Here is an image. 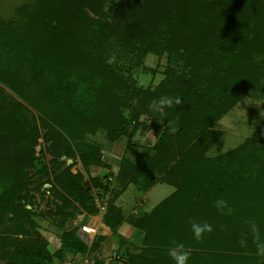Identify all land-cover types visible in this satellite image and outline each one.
I'll return each instance as SVG.
<instances>
[{
	"label": "trees",
	"instance_id": "16d2710c",
	"mask_svg": "<svg viewBox=\"0 0 264 264\" xmlns=\"http://www.w3.org/2000/svg\"><path fill=\"white\" fill-rule=\"evenodd\" d=\"M108 1L120 7L133 6L143 10L153 21L164 15L159 6L153 4L180 2L94 0L99 6L100 2ZM72 3V0H36L34 6L38 13L26 8L17 20H0V84L10 88L21 100L8 95L0 85V224L4 227L8 223L3 230L6 236L2 239L17 242L19 235L30 237L33 233L36 236L25 240L30 242L28 250L16 248L14 252H8L12 264H52L55 259L73 261L95 252L103 237L88 245L79 234V225L68 227L83 212L89 216L99 215L97 200L107 193L112 197L107 202L104 224L123 245L125 240L119 235V228L126 218L116 203L131 184L143 191L150 187H140L141 179L136 176L142 166L127 158L121 161L117 174L124 184L120 191L110 190L109 182L103 180L106 176L90 178L91 188L98 191L96 198L89 188L83 187L80 173L73 174L70 168L59 169L53 180L60 189H55L58 191L54 207L40 213L33 207L27 208L35 204L28 188L29 172L39 176L49 174L45 160L33 156V145L40 135L36 130V118L33 116L31 122L25 114L31 112L27 105L38 112L40 125L47 131L44 140L51 142L49 148L53 154L72 157L76 145L86 168L99 165L109 169L111 166L102 161L101 156L91 155L98 153H90L84 145L75 143V139L94 135L102 129L107 132V140L115 142L127 132L121 108L126 104L124 92L134 93L135 88L103 64L104 54L109 50L116 52L119 49L123 56L129 55L127 50L117 47L122 38L118 33L120 22L111 27L101 25L100 20L93 21L87 15L82 20L80 15L73 16L69 9ZM192 3L193 7H188L193 12L188 11L190 18L172 35L186 42L195 36L197 53L188 57L185 74L167 73V79L161 82L159 89L149 94L144 92L142 99L145 103L149 98L153 100L162 95L181 97L182 104L167 109L166 116L155 114L164 121L181 125L190 140L198 138V143H206L201 149L204 153L213 141L209 139L212 137L210 128L233 106L236 98L241 97L238 89L241 81L232 77L231 68H225L218 58L231 47L234 32L241 26L246 28L253 41L264 40V0H192ZM42 10L45 12L41 13ZM131 10L129 7L116 16L121 21L129 20L135 15ZM144 20L148 21L145 17ZM35 21L50 24L60 33H64L66 26L69 29L64 37H55L50 43L51 49L41 57L36 50L37 33L31 24ZM139 36L130 41L131 53L153 52V41L142 34ZM259 130L255 140L216 159L213 165L209 159L194 162L191 167L194 171L186 173L179 183L162 180L161 183L174 187V191L150 212L128 218L129 224L144 233V237L140 249L122 252L124 264H174L167 254L172 240L182 242L191 252L189 264H264V260L256 255L250 234L247 247L239 245L241 235L248 231L246 221L249 219H255L264 236V124ZM165 136L162 144L168 147L170 139ZM132 139L128 137V150L135 146ZM162 144L159 143V150L165 149ZM186 144L181 145V151ZM195 148L189 151L193 152ZM149 158L155 162L161 161L163 156L160 153ZM242 161L244 168L240 165ZM245 170L249 175L244 174ZM206 175L216 182L211 191L205 184ZM144 176L151 184L156 181ZM217 198L227 201L234 214L222 215L213 205ZM36 217L50 220L62 231L60 245L53 253L48 250L45 237L38 234ZM190 220L207 221L214 231L197 241L193 238ZM94 264L105 263L96 261Z\"/></svg>",
	"mask_w": 264,
	"mask_h": 264
},
{
	"label": "rangeland",
	"instance_id": "374dc122",
	"mask_svg": "<svg viewBox=\"0 0 264 264\" xmlns=\"http://www.w3.org/2000/svg\"><path fill=\"white\" fill-rule=\"evenodd\" d=\"M35 1L36 0H0V20L5 22L17 20L21 12L25 11L26 8L33 9L34 12L38 13L36 11L38 9H35L34 6ZM179 1L178 4H176L177 2L173 4L174 2L167 1H161L160 4H153L159 6L161 14H164L162 17L160 15V20L156 18L155 21H153L151 16L147 17L143 10L136 9L133 6L120 7L110 1L104 3L100 2L101 6H99L94 0H72V6L69 7V9H72L73 16L78 17L80 15V18L83 20L87 15L89 19L91 18L93 21L94 19L100 20L99 22L101 25L106 24L111 27L117 24V22H120L118 33L119 37L122 38H120L121 40L118 42L117 47L124 48L129 52V55L126 54L127 56H123L124 53L119 49L116 52L115 50H109L104 54L103 64H105L108 69L110 67L116 73L122 75L126 82L130 84L132 88H135L134 93L132 91L130 94L126 91L124 92L126 104L121 108L122 117L126 121L127 132L115 142H109V139L107 140V132L102 129L94 135L80 136L75 139V143H81L90 150V153L97 152L98 154L91 155L101 156L100 159L111 166L109 169L99 165H90L86 168L80 159L79 153L76 151V145L74 143H72V146L73 144L75 145L73 149L74 156L69 157L65 154L55 156L53 154L49 148L51 142H46L44 140L47 131L40 125L38 112L27 105L31 112H26L25 114L30 121L33 116L36 118V130L40 135L38 142L33 145V156L35 158L42 157L49 169V174L46 176L36 175L33 171L29 172L30 183L28 184V188L33 195L35 204L33 206L28 205L27 208L33 207V210L40 213L54 207L53 202L55 201V194L60 189L53 183V180L54 173L59 169L70 168L73 174L80 173L83 176V187L89 188L94 198H96V193H98V191L97 189L91 188L90 178H102L106 176L107 178L103 180L104 182H109L110 190H115L116 192L120 191V189L124 187V184L117 178V174L121 161H125L124 158H127L132 162H136L137 165L142 166V168H140L141 172L136 176V178L140 177L141 179L142 186L140 187L142 188L145 186L148 188V186L153 187L154 185L155 187L152 189L149 196H147L138 191L133 184H131V189L128 190L129 185L126 188V190H128L126 195L124 194L126 190L123 193L124 196L123 194L121 195L123 196L122 201L125 203L123 210L128 213L132 212V210L134 212L137 210L141 213L143 211H149L174 191V187L161 183L162 180H171L174 183H179L180 180H183L186 173L194 171V168H191L194 162L196 163V161H201L202 159H209L212 160L211 164L213 165L216 159L238 149L245 142L253 139L255 140L258 137L259 129L264 124V40L259 41L258 38H254V40L259 42L253 41L251 39L252 36H248L246 28H241L243 26L235 30L234 37L231 40L232 45L227 50L228 52L221 53L220 55H222V57L218 58L225 68H231L232 77L238 78L241 81L238 86L241 97L236 98L233 106L210 128L212 137L209 139L213 141L206 152L202 153L203 151H201V149L207 144L198 143V138H196L197 140H190L191 138L188 134H186V136L184 135L187 131L183 130L182 126L177 123L171 122L172 127H174L176 131L169 134L167 131L168 122L163 121L159 115H156L148 109V105L152 99L149 98L144 103L142 99L144 92L147 94L156 92L161 82L167 79V73L185 74L188 70V57L197 53L195 48L196 42L194 40L195 36L187 41L191 43H187L184 40L175 39L174 35H172L177 30H180L183 26L182 23L190 18V13H193L190 11L192 10L191 7H193L192 0H187L186 2L185 0ZM125 4H127V2H125ZM189 6L191 7L188 8ZM129 7L132 9L131 13L135 15L132 18L130 17L129 20L121 21V19H119L120 17L116 16V14L118 12H123L122 10L126 12ZM47 10H50V7L47 6ZM43 11L44 10L40 12L43 13ZM48 14L50 15V13ZM144 17L147 18V22H145L146 19L144 20ZM31 24L35 27L33 29L37 33L36 50L39 51L40 57L45 55L46 50L48 51L51 49L50 43L55 37L62 38L69 31L67 26L65 28L63 27L64 33H60L58 29H54L50 24L46 25L38 23V21L31 22ZM53 25H55V22H53ZM140 25H142V28H140ZM141 34L145 36L144 38L153 41L155 46L153 48L155 50L145 54L138 52L132 54L131 51L133 46L130 41L140 37L139 35ZM166 39L168 43H166ZM112 53L116 54L117 63L110 65L105 61ZM41 59H44V57ZM41 59H39V62H41ZM186 76L188 77V75ZM0 85L8 95L21 101L10 88L2 84ZM133 130H135V132L131 134ZM164 135L170 139L168 147L162 144ZM128 137L131 139L133 138L132 145H135L134 147H130L129 150L127 147ZM209 139L207 143H209ZM159 143H161L165 149L159 150L157 148ZM180 143H183L181 145L187 143L184 151H181ZM170 145H172V148H170ZM194 146L196 147L195 150L190 152L189 150ZM186 152H188L187 155L185 154ZM160 153H162L163 156L161 161L156 160L155 163L149 158L157 157ZM240 165L242 168L245 167L243 161ZM144 174L152 180H156L152 183L153 185L148 182V179L144 178ZM244 174L249 175V171L245 170ZM205 184L207 188H209L208 191H211L216 182L210 175H206ZM149 188L147 191L151 189ZM55 189L58 190L55 191ZM111 197V194L107 193L103 197L102 203L101 200H97L99 215L89 216L83 212L81 216H77L70 222L68 228L79 225V234L88 244L89 237L81 233V229L87 226V231L92 237L90 242L92 244L98 237H101L99 234L102 233L104 229L103 216L107 209V202ZM145 197H147L146 200ZM140 200L144 201L141 202ZM214 201L215 199L213 202ZM100 203L104 204V208H102ZM35 221L39 223L37 227L38 234L45 237L48 242V250L53 253L60 245L59 240L62 231L55 227L48 219L43 220L42 218L36 217ZM6 224V226H8L7 222ZM6 226L3 227L2 224H0V264H12L10 260V251L14 252L16 248L21 251L28 250L30 242L25 240H30V237H36L31 233L32 236L30 237L19 235L16 237L18 239L17 242H5L2 238L6 236V233H4ZM104 255H108L106 257L109 259L112 258L114 262L116 260L124 263L122 261L123 256L121 250L117 252L107 251ZM92 257L93 254L88 253L83 257L80 256L74 259L72 263L91 264L93 261ZM67 261L68 260L60 262L55 259L52 264H65Z\"/></svg>",
	"mask_w": 264,
	"mask_h": 264
},
{
	"label": "clouds",
	"instance_id": "9594fccd",
	"mask_svg": "<svg viewBox=\"0 0 264 264\" xmlns=\"http://www.w3.org/2000/svg\"><path fill=\"white\" fill-rule=\"evenodd\" d=\"M105 62L110 65L116 64V54L112 53L111 55H109ZM181 104L182 100L179 96L174 97L169 95H162L157 99H153L149 103L148 109L153 113H157L161 116H166L167 109ZM167 131L169 132V134L176 131V129L172 127V123L170 121H168L167 124ZM213 205L222 215L231 216L234 214V209L229 206L227 201L222 198H217L213 202ZM246 223L248 225V231L241 235L239 245L242 248H246L248 245V238L250 234L252 243L255 246L256 255L264 260V236H262L260 228L255 219H249L246 221ZM190 226L193 233V238L197 241H202L206 234H211L214 231L212 224L207 221L201 222L197 220H190ZM167 254L172 258L174 264H189V260L191 257V252L186 248V246L182 242H177L176 240L171 241V246L167 249Z\"/></svg>",
	"mask_w": 264,
	"mask_h": 264
},
{
	"label": "crops",
	"instance_id": "0c3cea01",
	"mask_svg": "<svg viewBox=\"0 0 264 264\" xmlns=\"http://www.w3.org/2000/svg\"><path fill=\"white\" fill-rule=\"evenodd\" d=\"M115 171H116V169H115ZM131 186L132 185L129 186L128 190L131 189ZM154 187H155V185L153 187H151V189L149 191L146 190L147 192L146 191H143V190H140L137 187H135V188L138 191L142 192L144 195L149 196L150 192L152 191V189ZM128 190H126V192L124 193L125 195L128 192ZM124 194H123V196H124ZM123 196H120V198L118 199V201L116 203L122 210L124 209V205H125L124 201H122V197ZM146 199H147V197H145V200ZM143 201L144 200H142L141 202H143ZM151 210H149V211H143V212H150ZM138 212L139 211H137V210H135V212L132 210V212L128 213V212H126V211L123 210V213H124L126 219L124 220V222L122 223V225L119 228V235L121 236V238H123L125 240V243L123 245L121 243L120 238L115 237L113 235V233L110 231V229L107 226H105V224H103V228L104 229H103V232L99 234V236L103 237L104 240L101 242L99 248L95 252H92V254H93V257H92L93 261H92L91 264H94L96 261H102L105 264H110L111 261H112L111 264H124V263L119 262V261H116V260L114 262V260L112 258L109 259V258L106 257L108 255H104V254L107 253V251L117 252V251H120L121 250L123 252L125 250H131V249L132 250H136V248H137V250L140 249V247L142 245L144 233H142L139 230H136L128 222V218L131 217V216H133V214H136L137 215ZM86 237H89V243L88 244H91L90 242H91L92 237L90 235H87ZM67 262H70L71 264H73L71 260H68Z\"/></svg>",
	"mask_w": 264,
	"mask_h": 264
},
{
	"label": "built area",
	"instance_id": "2783aa9c",
	"mask_svg": "<svg viewBox=\"0 0 264 264\" xmlns=\"http://www.w3.org/2000/svg\"><path fill=\"white\" fill-rule=\"evenodd\" d=\"M103 199H101V203L103 202L102 201ZM100 203V205H102V208H104V204H101ZM81 233H82V235H84V236H87V235H89V233H88V231H87V226H84L82 229H81ZM66 264H71L70 262H67Z\"/></svg>",
	"mask_w": 264,
	"mask_h": 264
}]
</instances>
